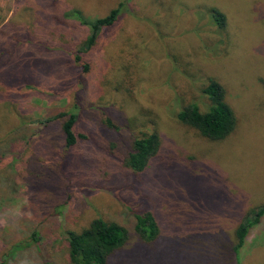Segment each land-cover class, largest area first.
Masks as SVG:
<instances>
[{
	"label": "rangeland",
	"instance_id": "1",
	"mask_svg": "<svg viewBox=\"0 0 264 264\" xmlns=\"http://www.w3.org/2000/svg\"><path fill=\"white\" fill-rule=\"evenodd\" d=\"M119 4L85 47L72 12L93 21ZM0 74V264H68L66 232L96 218L128 233L107 264H264V215L233 249L264 205V0H0ZM210 79L236 119L221 141L177 121L207 109ZM153 132L158 154L130 171L132 142ZM144 212L154 241L133 231Z\"/></svg>",
	"mask_w": 264,
	"mask_h": 264
},
{
	"label": "trees",
	"instance_id": "2",
	"mask_svg": "<svg viewBox=\"0 0 264 264\" xmlns=\"http://www.w3.org/2000/svg\"><path fill=\"white\" fill-rule=\"evenodd\" d=\"M122 4L111 10L105 17L93 21L84 20L79 12H72L83 25L90 27L91 34L87 38L85 47L92 46L102 29L112 26L117 20ZM212 22L222 28L225 18L217 10L211 11ZM86 48V49H87ZM8 74L6 84L14 83L16 77ZM0 78H2L0 74ZM3 79V78H2ZM5 81V79H3ZM209 101V106L205 111H201L195 104L182 109L177 114V121L184 126L194 129L201 137L209 141H221L228 137L236 128V119L232 109L225 102V92L223 87L216 81L210 79L203 90ZM60 116H67L62 124V131L65 138L66 148H71L77 141V136L73 132L76 122V113L70 110ZM82 137H79V139ZM161 147L160 137L156 132L136 138L124 159V166L134 173H141L147 167L149 161L155 157ZM264 215V205L252 210L247 218L242 221L235 230L236 243L234 252L237 254L244 243L251 228L256 226L260 217ZM250 216V217H249ZM135 223L133 231L136 236L145 242L154 241L158 235V228L154 218L150 213L134 214ZM33 243L37 244L38 235L32 234ZM128 239L127 230L114 222H107L101 218L93 219L87 228L80 232H66L68 264H107L111 254L121 248ZM31 245L15 244L13 250H19ZM49 264V263H45Z\"/></svg>",
	"mask_w": 264,
	"mask_h": 264
}]
</instances>
